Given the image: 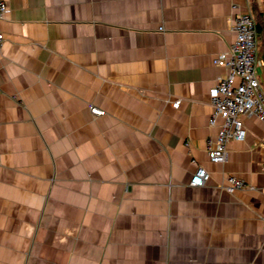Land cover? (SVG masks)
I'll use <instances>...</instances> for the list:
<instances>
[{"label": "crops", "instance_id": "1", "mask_svg": "<svg viewBox=\"0 0 264 264\" xmlns=\"http://www.w3.org/2000/svg\"><path fill=\"white\" fill-rule=\"evenodd\" d=\"M6 1L0 264H264V122L208 154L213 59L252 0Z\"/></svg>", "mask_w": 264, "mask_h": 264}, {"label": "built area", "instance_id": "2", "mask_svg": "<svg viewBox=\"0 0 264 264\" xmlns=\"http://www.w3.org/2000/svg\"><path fill=\"white\" fill-rule=\"evenodd\" d=\"M234 7H237L234 5ZM10 12L6 0H0V45L5 41V33L1 28L2 21ZM236 33L235 41L227 50L213 59L215 65L224 66L227 72L218 77L211 88L210 96L213 105L210 123L217 125L222 119L219 132L214 139L208 141V154L212 162L224 163L229 156V145L233 141L244 140L247 136L245 117L255 116L264 122V59L261 50L263 39L258 31L253 13L239 11L230 18ZM181 100L172 102L178 108ZM90 111L96 115H104L105 111L90 105ZM264 169V165H263ZM211 178L205 167H198L192 177L193 186H204ZM248 185L238 176H226L225 189L234 193ZM264 227V218H263Z\"/></svg>", "mask_w": 264, "mask_h": 264}, {"label": "trees", "instance_id": "3", "mask_svg": "<svg viewBox=\"0 0 264 264\" xmlns=\"http://www.w3.org/2000/svg\"><path fill=\"white\" fill-rule=\"evenodd\" d=\"M262 2L260 3L259 0H252V12L257 22L258 31L262 35L263 44H264V10L261 7V5L264 4V2L263 3ZM262 48H264V46H262Z\"/></svg>", "mask_w": 264, "mask_h": 264}, {"label": "rangeland", "instance_id": "4", "mask_svg": "<svg viewBox=\"0 0 264 264\" xmlns=\"http://www.w3.org/2000/svg\"><path fill=\"white\" fill-rule=\"evenodd\" d=\"M264 2V0H262ZM262 2V3H263ZM264 5V4H263ZM262 9L264 10V6H262ZM262 46H264V44H262ZM261 54H262V58L264 59V48H262L261 50Z\"/></svg>", "mask_w": 264, "mask_h": 264}]
</instances>
